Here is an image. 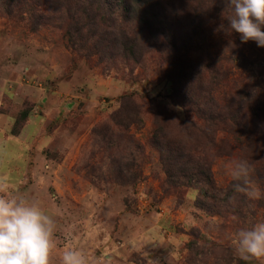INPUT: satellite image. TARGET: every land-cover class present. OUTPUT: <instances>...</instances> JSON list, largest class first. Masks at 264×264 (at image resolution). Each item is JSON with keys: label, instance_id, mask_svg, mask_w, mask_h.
<instances>
[{"label": "rangeland", "instance_id": "obj_1", "mask_svg": "<svg viewBox=\"0 0 264 264\" xmlns=\"http://www.w3.org/2000/svg\"><path fill=\"white\" fill-rule=\"evenodd\" d=\"M151 1L139 9L147 11ZM203 2L164 3L176 35H188V19ZM217 3L225 8L223 0ZM126 9L116 0H0V74L26 87L24 101L1 112L15 125L26 111L21 133L33 120L43 133L31 161L28 145L12 149L15 155L1 165L0 189L47 195L55 222L51 264H60L66 248L83 252L87 264H264L242 259L233 242L240 230L264 222V157L250 163L249 187L257 198L233 189L230 169L241 160L240 151L214 154L209 163L208 151L198 148L197 158L211 167L215 185L202 188L203 181L190 179L176 187L168 183L153 145V114L139 101L134 124L117 129L112 123L123 98L140 95L187 119L171 100L172 84L160 74L156 44L139 22L151 11ZM124 27L137 31L147 51L139 64L120 54L122 41L115 35ZM245 55L254 84L264 85V49L249 42ZM38 130L32 126L27 143Z\"/></svg>", "mask_w": 264, "mask_h": 264}, {"label": "trees", "instance_id": "obj_2", "mask_svg": "<svg viewBox=\"0 0 264 264\" xmlns=\"http://www.w3.org/2000/svg\"><path fill=\"white\" fill-rule=\"evenodd\" d=\"M96 1L101 3L103 0ZM116 1L126 5L127 13L136 14L144 0ZM166 2L169 0H152L150 9L140 10L141 14L151 11L150 15L139 22L150 31V41L156 44L160 74L172 84L171 100L184 110L187 119L181 121L173 117L165 107L154 105L146 96L140 95L138 99L124 97L121 110L111 118L112 123L117 129H127L134 124L140 114V101L142 110L153 114V145L161 156L168 183L176 187L187 186L188 180L196 179L203 181L202 188L214 186L211 167L202 165L197 158L198 148L208 151V162L213 160L214 154L231 157L236 151H240L241 159L249 163L264 157V85L254 84L251 63H246L247 44L240 41L238 34L227 29L217 30L221 23L226 24L229 15L226 11L223 19L221 14L225 8L217 3L218 0H204L195 8L196 12L188 19L186 37L174 33ZM44 6L48 7L47 4ZM97 7L96 17L101 16ZM34 10L37 7L31 9ZM136 32L131 27H124L115 36L122 41L120 54L139 64L147 51L140 46ZM224 40L233 46L224 48L220 44ZM101 42L104 43L103 36ZM81 43L89 53L90 50L84 48V39ZM98 51L101 52L100 47ZM22 117V122L18 119L14 125V136L20 135L29 118L28 112L22 113ZM170 122H175L176 126H171ZM220 134L226 138L220 139Z\"/></svg>", "mask_w": 264, "mask_h": 264}, {"label": "clouds", "instance_id": "obj_3", "mask_svg": "<svg viewBox=\"0 0 264 264\" xmlns=\"http://www.w3.org/2000/svg\"><path fill=\"white\" fill-rule=\"evenodd\" d=\"M229 15L218 31L238 34L243 44L255 42L264 49V0H223ZM251 165L234 161L230 175L237 193L257 198L249 187ZM55 222L39 205L22 198L0 197V264H51ZM242 259H264V222L240 230L235 238ZM60 264H87L83 252L66 248Z\"/></svg>", "mask_w": 264, "mask_h": 264}, {"label": "crops", "instance_id": "obj_4", "mask_svg": "<svg viewBox=\"0 0 264 264\" xmlns=\"http://www.w3.org/2000/svg\"><path fill=\"white\" fill-rule=\"evenodd\" d=\"M20 81L17 80L16 82L8 81L6 77L0 74V170L1 165L5 162L8 156L12 157L15 155V153L12 151V149L19 143H24L29 146L30 150V161L31 158L34 157V154L31 153L35 149V146L39 143V137L43 135L39 134L41 131V124H33V121H30L29 124L25 127L23 132L19 136H14L12 134V127L14 120L11 116L4 114L1 112V109H7L12 104H20L24 101L25 91H23L26 87L21 85L20 88L15 87L16 84H19ZM15 84V85H14ZM13 93H16L13 95ZM32 126H37L39 129L37 131V136L32 137L33 141L27 143V132H30V129ZM24 137V139H22ZM31 143V144H30ZM12 154V156H11ZM39 162L41 163L42 160L40 159ZM1 172V171H0ZM2 179V176L0 174V180ZM0 197H7V198H22L26 199L32 203H35L39 205L48 215L50 211V205L48 202L47 195H43V190L36 192V190L31 189L28 191H25L21 194H12L8 192H5L0 189Z\"/></svg>", "mask_w": 264, "mask_h": 264}]
</instances>
